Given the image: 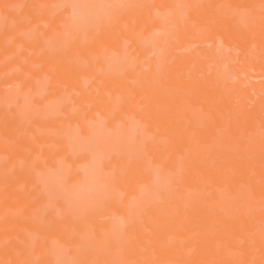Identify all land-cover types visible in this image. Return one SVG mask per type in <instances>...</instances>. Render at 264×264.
<instances>
[{
  "label": "rangeland",
  "instance_id": "obj_1",
  "mask_svg": "<svg viewBox=\"0 0 264 264\" xmlns=\"http://www.w3.org/2000/svg\"><path fill=\"white\" fill-rule=\"evenodd\" d=\"M72 1L74 0H0V264H87L88 262L91 264V262L96 256L103 255L101 254L102 253L101 251H98L96 249L90 251V247L92 245L90 242L79 241L73 243L70 240V238L68 237L69 234L68 229L64 226L59 225L63 222L62 220H64L69 213H72L71 210L62 209V207L60 206V203L62 201L64 202V200L66 201V199L69 198V195L66 194L65 196V193L64 194L61 193L60 195L57 192L56 186L53 184L40 183L39 175H42L43 173L47 172V170L50 171L54 165V162H57L56 160H59L58 163L63 162L66 163L68 166L66 172L62 175V177L59 178L61 180V184H63L65 187L74 184V181L79 176L76 166L72 165L73 161L71 155L69 154L74 152L72 148L74 144L86 143L87 150L89 151H96L100 149V151L104 155L106 154L105 155V157H107L106 160L109 161V163L113 167H116L118 161L117 159H114L112 157L114 151L116 153V151L119 150L118 153H122V152L125 153L126 150L131 145H135L138 142L137 140L138 138L142 139L141 147L143 146L142 147L143 149L140 147V149H142V153H140L139 158H142L143 156L142 160L144 161L145 159L147 166H149L148 169H155L156 171L160 172V174L164 177V179L169 181L170 178H172L173 175H175V173L177 175L180 170L181 173L182 172L184 173L187 170L186 167H188L187 165L188 163L186 161V157H187L186 152L183 155L181 153H178L180 152L181 148L180 149L178 148L179 149L178 151L175 150H177L176 149L177 147H181L178 146L180 144L179 139H181L180 133L181 132L186 133L187 130H189L190 128L189 124H192L190 122L192 120L189 119V116L187 114H183L182 115L183 118L179 120L176 119L175 117L177 115L174 116L175 112L179 108H182L184 107V105L185 106L187 105L186 106L188 109L187 113L189 111L191 113L192 110L194 111V112L192 111L193 113L195 112L197 113L196 116L197 119L194 125L195 127L191 128L190 131H192V133L195 134L197 137L201 138L197 140L196 137H193L194 139H196L195 140L196 142L195 143L193 142V144L196 145V143L199 141H201V146L202 144H204V142L205 144H207V145L204 144L203 147H200L199 149L196 148L198 149L199 152L196 151V149H194L196 153L203 155L202 158H204L205 154L212 155L218 161L223 160L224 157L225 158L228 157L227 158L228 160H226V162H228L227 163L228 166L226 165V167H223L226 168L228 171L230 170V167L231 169H233L235 166H237L238 164L237 159L240 158L239 160H243V159L246 160L247 158L248 159L247 161L249 162L250 159L253 158L254 155H256L258 150V148L252 145L251 143H250L251 145L249 146H245L244 144L246 143L245 140L248 137L247 135H252V133H254L253 132L254 127H252V121L248 118V114L253 110L254 102L248 100L247 98L243 100H239V103H237L235 107L237 106V109L240 106L244 107L242 108L243 112H241L240 115L223 116L224 118L219 116L216 117L215 116L216 114L212 113L211 110L205 111L206 108H204L202 105L199 106L197 105V103H195L196 101L194 100L195 98L193 97L194 94L193 95L189 94L191 95L190 97H185V98L183 97V99H181L180 89L175 87H169L166 85L169 71L168 70L166 71L164 69H161L158 76L154 79L155 86L160 89V94L157 97H155V100L153 101V103H151L150 106L154 110L153 113L156 112L155 113L156 115L152 114L147 117L146 116L142 117V115L140 117V114L137 115L136 112L139 111L141 104L145 102L142 101L143 100L142 98L139 99V97L143 96L145 100L146 94H144L145 96L143 95V93L137 94L136 97L134 96L135 97V98L133 97L135 99L134 104H137L136 108L138 109H136L133 104V106L131 107V111L128 114V119H131L133 121L131 124H139L140 130L138 133H135V136H130L125 138L123 141H120L118 138L119 136H122L123 133H125L126 130L125 127H127L128 122L125 118H123L120 115V113L112 112V110H114L115 108L121 109L120 102L118 100H115L113 109L109 113H106V115L101 120L104 122L103 125L107 127L110 126L109 124L110 122L113 121V119L118 123L119 129L117 128L115 131V135L117 134V139L113 138L99 142H94L97 136L93 137V133H90L87 130L83 129V124L90 123L92 117L99 112V107L101 106L103 97L106 94L107 95L112 94V92L108 91L109 89L111 90V88H108L107 90L104 83L108 74L115 76H132L134 73H138L142 68L145 69L148 68V66H145L147 49L144 47L147 42V37L149 35V29L152 25V14L154 12L156 13L159 12V7H161L162 1L161 0H158V2L156 1L158 4L161 3L160 6L158 4L152 3L148 7L141 8L136 11L132 9V6H124L120 10H117L115 12L114 20L119 21L120 26L115 28L112 32L111 37L103 43L104 50L105 49L107 50L109 48L114 51V57L112 59L115 62V65L114 68H112L111 70H109L106 66L97 64L98 60H96L97 58L94 57L96 55L95 53L97 49L96 48L86 49L84 47L82 40L77 43H74L68 53L67 50L65 52V49L68 46L67 45L68 41L63 37L64 36L63 28L58 27L56 25L57 24L56 16L51 12V10L57 4L61 6H67L68 3H71ZM139 1L141 3L142 0ZM252 1L253 0H214L213 4L216 3V5H220L224 7V11H222L218 16V18L221 21L228 22V20L230 19L233 20V18H235V21L233 20L232 22L233 24L236 25L232 26L231 29H235V32L238 30V32H242L246 36L259 39L258 38L259 34L262 32L264 28V16L262 15V12L264 10H261V12H258L257 9L247 10L248 5H250ZM183 30L185 31V28H183ZM202 34L203 36H206V31L203 30ZM121 40L123 42L121 45L118 46V42ZM258 41L259 40H257V42ZM260 42L264 44V38L260 39ZM206 45L209 46L210 43H206ZM241 50L240 48H237L236 51L234 52L233 57L237 59ZM83 52L85 53L83 54ZM125 52L127 53V55H129L128 60L126 62L119 63L120 61L119 59L121 55ZM60 54H62L61 55V57L63 56L62 58L59 56ZM80 57L82 59H80ZM75 58L79 59L80 61L79 60L77 61ZM93 61L95 62V65ZM72 62L76 63V65L78 62H80L82 66L83 65L84 66L82 69H77V66L76 68L68 67L69 65L72 66L71 65L73 64ZM256 65H257L256 60L251 62H243L241 60H237V62L234 64V67L227 68V71L233 76V80L231 82L225 83L227 89L229 91L240 90L243 92V95L245 93L247 95L253 94V89L244 86L241 88L239 87L240 81L238 76L244 77L246 76L247 72H254V68ZM145 77L146 78L144 79V81L146 83L151 81L150 76L147 75ZM8 85L9 87L7 88ZM212 87L214 88V86ZM116 89H117L116 87H113L111 91L113 90L115 91ZM151 90L153 91L152 88ZM86 91H88L90 95L88 96L85 95ZM28 92H30L32 96H36V97L48 95L51 101L53 102L52 104L44 107L43 110L38 109L41 110L39 113L38 111H34L33 114H31V117L26 119V127L27 128L33 127V129H35L34 131L30 132L29 135L27 132L25 133L23 132L24 135L23 134L15 135L13 131H15L14 126H16L15 124H16L17 116L15 115V113H13V111H10V109L12 110V108L5 111L6 103L3 102V98L4 96L5 97L8 96L9 99H12L14 101L18 98H22L21 96H26ZM114 93L116 94V91ZM59 98L62 99V101L56 102L54 104V102ZM169 102H171V104L169 105V108L168 107L166 108L167 106L166 104H168ZM196 105L199 106L198 107L199 109L196 108L197 107ZM72 106L74 107L72 109L74 110V112L72 114H69V108L71 109ZM188 107L192 110H190ZM240 108L238 111H242L240 110ZM224 109L225 107L220 104L219 107L217 108V111H219L220 114H222L224 112ZM37 114L39 115L36 116ZM262 114L264 115V113ZM10 115H12L13 118L15 117L14 118L15 120L12 117H10L9 119ZM174 119L179 121L183 125L180 124L179 126V123L174 124L173 123L175 121ZM43 122H46L47 127L44 125ZM157 123H159L160 126H158ZM176 125H178L179 128L178 126L176 127ZM157 129L159 131L156 132ZM69 130L73 131V133L75 132L73 134V139L71 140V142L68 141L66 142L65 140L64 141L61 140V136L63 135V132L64 131L68 132ZM189 132H187L186 135H188ZM31 133L33 134V136H30L32 135ZM178 135H179V139L177 138ZM221 137L224 138L225 141L222 145L219 144V139H221ZM262 137L260 139L264 140V137L263 138ZM193 138H189V139L193 141ZM184 140L186 141V139H183V141ZM250 141L251 139L248 142ZM177 142L179 143L178 145ZM251 142L253 143V141ZM65 144H67V146ZM195 145H193V147ZM160 146H163V148ZM170 150L171 153H169ZM174 151L177 154H173V156L179 154L178 158L180 160L178 163L175 164L178 166L175 167H173L172 165L174 164L173 163L174 161L172 162L171 160V163L168 162V160L170 161V159L172 158V156L170 155ZM161 152L164 156L161 154ZM166 153L169 155H166ZM74 154H76V151L74 152ZM123 156L125 157L126 155ZM183 157L185 159H183ZM182 160H185V162L183 161L184 165L183 162L181 163ZM201 163L203 164V162ZM247 163L244 164L239 163L238 165L239 167L242 168L241 170H245V167L247 168L249 164ZM211 164L212 163L208 165L210 166ZM202 166H204V164ZM260 167L255 169L257 170L256 172H259ZM198 169L201 170L202 167ZM130 171H131L130 172L131 175L128 177V179L126 178L128 180L127 182L128 184L132 183L133 180H136L135 179L136 172L139 173L138 164L134 163L133 165H131ZM239 171L232 170L231 172L230 170V174L233 173L234 175L237 176L239 175L238 177L240 180L237 179L239 181H237L236 183H239L238 185L240 186L242 185V183L244 184L248 183L247 185H250V188L247 186L248 189L252 193H256L257 191L254 192V190H257L256 186L258 185V183L247 182L248 176L250 177L251 174L253 175V171H248L251 173H249L248 176L246 175V179L243 180L242 178L245 177L244 175L246 174L245 172L247 171H242V173L243 172L245 173L243 175H241L242 173H240ZM191 172H193L194 174L195 168ZM132 174H134L133 177ZM206 174L207 173H205V175ZM115 175L116 173H113L110 179H113ZM117 178L120 179L122 178V176L118 175ZM130 178L133 180H131ZM225 179H227V177ZM252 180L257 181V179L255 178L251 179V181ZM224 183L226 184V182ZM183 185L184 182H181L177 185L173 184L172 182H169L167 183L166 186L167 188L166 187L163 188V190L166 192L168 189V194H169L168 196H171V200L175 201L176 199L177 202H179L178 205L179 207L177 206V203H174L172 206L173 201L169 200L170 199L169 198L168 199L170 201L169 204L164 203V201H162L164 205L162 207L160 205L157 207V210L154 212L156 215L160 213L157 215V218L154 214H152V217L154 215L153 218L154 219L156 218V221L153 219L156 225V222L158 221V216L160 215L162 218L163 216L161 214L163 212V209H165L163 214H165L166 212H168L169 214L167 215L166 213L164 215L165 216L164 220L161 219V221H164L163 223H167L166 226L168 227L171 225L173 230L171 227L168 228L166 226L164 227L165 229L158 226L157 228L154 225V222H151L152 217L150 218L151 216V214L149 213L150 211L143 212L144 213L143 214L141 213V210L143 208H140V205L134 203L135 206L134 204H132L133 205L132 206L130 204V201L131 199H133L131 198L133 196L128 191V189L117 190L118 193L121 192L119 193L121 194L119 201L122 207L126 206L125 210L115 208L114 207L115 203L111 200V196H107V193H101L100 198H98L94 203L89 205V207L87 206L86 208H88L89 210L81 206H78L77 209H74L76 211L75 213H79V214L82 213L81 211H83L84 209H86L84 211H91V212L92 211L104 212L107 209H109V211L111 210L110 212L113 213L114 216L116 217L120 216L119 218H121L124 222H127L132 219H136L137 217L142 216V214L144 215L143 217L144 220L145 217L148 218V220L151 219L150 222L152 223V225L150 226L152 228L151 227L149 228L146 225L141 224L138 226L139 232L138 231L137 232L135 231L133 233L131 232L130 234L131 236H129V238H124L120 242V246L123 248L126 247L129 248L132 246L133 250L138 253L137 256L139 257V260L141 259L140 261L137 260L129 263L124 260H120V261H115L113 263L104 262L103 264H192V263L196 264L194 259L195 257L198 258V256L199 258L204 256L205 259L208 257L210 264H245V263L250 264L249 260L246 258H248L251 255L252 256L254 255L255 257V254H257V252L254 254L253 252H255L257 249H254L253 251L248 250L247 252L246 251L247 248L243 246H246L244 245L246 242L249 243L252 242L253 240L249 239L250 240L249 241L247 237L248 241L245 242L246 235L248 234L246 235L244 234L245 236H243V234L241 233L246 231L247 233H249L250 231L248 230L253 229L250 223L252 222L255 223L254 217L259 213H261L259 215L263 214L262 211L264 209V204L259 203L261 201L259 199L258 200L256 198L255 200L252 199V197H255L257 194L256 195L253 194L254 196L252 195V197H250L251 194L250 193L249 197L251 200L249 198H245L247 194H244L246 195L244 198L247 200L244 199L242 201L243 194H239V192L241 191H236L239 187L238 185L237 186L235 185L238 188H236L235 190L232 189L235 187H232L231 188L232 190H230L231 195L233 193L234 195H232V197L228 195L230 196V198H228V200L226 199L227 201L231 199V202L229 201L230 205L227 204L229 202L225 200V198H227L225 196L224 200L222 199V204L225 205H222L220 207V210L221 209L225 210L226 208H229L230 211L229 214H230L231 213L230 208L233 205L232 210H234L235 212H233L230 215L228 213L227 215H225L228 217V222L225 223L227 221V218L223 215L226 213L220 214L222 210L219 211V208L215 206L216 200L214 199V201L212 200L211 201L212 203L208 205L209 206L208 212H210L209 218H211V215L212 217L214 215L215 216L218 215L216 216L217 217L216 219L223 220L225 218L226 220H223L224 221V222L222 221L223 224L221 223L222 225H219V227L218 226L216 227L215 225V227L213 228H211L210 224L208 225L210 227L206 226L204 222L205 226H203V224L200 225L205 228L202 227L201 229L197 230V228L195 229L196 226L195 223L197 221L194 220V215H195L194 212H188V210L186 212L185 211L182 212L183 209L182 208L178 209V208H180V203L181 204L183 203L182 207L186 205L188 208L192 209V205L194 204V201L191 199H194L195 198L194 196H197L198 191L200 189L202 190V188H200L201 186H199L198 188L192 187L191 189H188L182 193H178V192L176 193L173 191L175 194L171 192L172 190L177 191L178 188L179 187L181 188V186ZM242 186L244 187V185ZM62 194L64 197H62ZM172 194L175 195L173 199H172ZM148 196L149 194L147 195L146 200L149 198ZM233 196L236 197L237 199L239 198L238 199L239 202L235 200L236 204L238 202L236 206L232 204L235 203ZM256 197L258 198V196ZM262 199L264 200V198ZM189 201H191V204ZM145 202L146 201L143 200L141 204H144ZM251 202L252 205L254 204L253 207H251L252 206L251 204L250 205L248 204ZM263 202L264 201H262V203ZM245 203L248 204L249 206L246 205ZM226 204L227 206L229 205V207H227ZM168 205H171L170 208L172 207L176 210L174 209L171 210L169 207H167ZM174 205L177 207H175ZM186 206H184V208ZM198 206H200V204H198ZM214 206L218 211L214 209L215 208ZM195 207L193 210H198L199 207L196 208ZM58 209L60 210L59 212ZM168 209L171 210L170 212L172 215L173 214L179 215L180 212H182V214L185 212L186 214L185 213L183 214L184 219L182 217L179 218V220H181L182 222L183 219L184 224L188 223L187 227L190 226L189 222H192L194 220V222L191 223V227L192 229L194 228L195 231L193 230L191 232L190 231L191 227L189 228L186 227L185 230L181 226V224L177 222L178 219L177 221L176 219L174 221L177 223H173L172 218L174 217V215L173 217H170L171 215ZM191 209H189V211ZM173 210L176 213H174ZM146 214L148 217L146 216ZM196 214L199 215V219H201L202 221L201 223H203L204 220L203 216L206 213L204 215L199 214V212ZM200 215H202V217ZM165 218L168 219L170 218L172 223L170 224V221H168ZM195 218L197 220L198 216H196ZM259 219L258 221L260 222ZM159 221L158 223L161 222ZM215 222L217 221L215 220ZM239 222L241 223L239 227L235 228L234 231L230 230L232 229L231 228L232 225L239 224ZM259 224L261 225V223ZM211 225L213 226V224ZM258 225L255 229H253L251 234L254 233V235L255 234L258 235V231L263 232V229L260 230L262 227L258 228ZM244 226L246 228L250 227V229L240 232L242 230L241 227ZM175 227L180 228V232L177 229L178 234L173 233L176 231L174 229ZM159 228H161V230L163 231L165 230L163 234L161 233V235L158 234L159 233L158 231H160ZM149 229L152 232L149 231ZM204 229H206L207 232ZM256 229H258L257 232L255 231ZM153 230L154 231L158 230L157 231L158 233H154ZM174 235L177 236L175 237ZM206 235L207 237L208 235L210 237V239L208 237L207 240L208 242L205 241L207 239ZM259 236L263 237L262 235H260V233ZM132 237H139V239L137 240L136 238L137 241L135 240V243H132L131 240ZM172 237L175 239H173ZM226 238H228L227 244L225 240ZM174 240L176 241V243L174 242ZM171 241H173V243H171V245L173 246H171L170 249V245L168 246V244ZM220 242L224 245L220 244ZM206 243L210 245L209 247L212 246V248L209 249L211 251H209L208 249L206 250V248L208 247ZM215 244L217 246H215ZM203 245L205 246V249L201 247ZM220 247L223 249H221ZM72 248H76L77 250L87 251L88 260L86 259L82 262H79L78 261L79 257L78 259H76L79 254L73 252L71 250ZM250 249H253V246ZM223 250L225 251L223 252ZM182 254L183 256H181ZM234 255L235 257H238L236 258V260H234L235 258L233 259ZM169 256L171 257L168 258ZM259 256L258 258H260ZM177 257L180 258L179 262ZM216 257L220 260L219 261L215 260ZM187 259L190 260L187 261ZM245 259L248 260V262L247 261L245 262ZM175 261L176 263H174ZM205 262H207V260Z\"/></svg>",
  "mask_w": 264,
  "mask_h": 264
},
{
  "label": "bare ground",
  "instance_id": "obj_2",
  "mask_svg": "<svg viewBox=\"0 0 264 264\" xmlns=\"http://www.w3.org/2000/svg\"><path fill=\"white\" fill-rule=\"evenodd\" d=\"M95 1L96 0H94V1H92V0H74L71 3H68L67 6H61V5L57 4L56 6H54L52 8L51 12L56 16V22H57L56 25L58 27L63 28V30H64V36L63 37L68 41V44H67L68 46L65 49V52L67 50V53H68L74 43H77V42L82 40L84 47L86 49H90V48H96L97 49V51L95 53L96 55L94 56L95 58H97L96 60H98L97 64L106 66L109 70H111L112 68H114V65H115V62L112 59L114 57V51L109 49V48L107 50L106 49L104 50V48H103L104 44L103 43L111 37L113 30L120 26V24H119L120 22L114 20L115 19L114 18L115 12L117 10H120L124 6H132V9L134 11H136V10H139L141 8H146L152 3L158 4L157 3L158 0H142L141 3L139 0H97L96 2ZM161 1H162V5H161V3L158 4L159 6L161 5V7H159V12H157V13L152 12L153 13L152 14V25L149 29V35L147 37V42H146L145 47H144L147 49L146 50L147 51V57L145 59V66H148V68L147 69L142 68L138 73H134L132 76H115V75L108 74L105 81H104L106 89L108 90V88H111V90H112L113 87H116L117 88L115 90L116 94L114 93L115 92L114 90H113L114 91L113 92L110 89L108 91L112 92V94H109V95L104 94L105 96L103 97V101L101 103V106L99 107V112L96 113L92 117L90 123L83 124V129L87 130L90 133H93V137L97 136L94 142H99V141H103V140H107V139H113V138L117 139V134L115 135V131L117 128L119 129L118 123L113 119V121L110 122V124H109L110 126L107 127V126L103 125L104 122L101 119L106 115V113H109L113 109L115 100H118L121 104V109L115 108L114 110H112V112L120 113V115L123 118H125L128 122L127 127H125V129H126L125 133H123L122 136H119L118 139L120 141H123L127 137L135 136V133H138L140 130V125L139 124H131L133 121L131 119H128V114L131 111V107L135 103L134 98L137 96V94H141V93H143V95L146 94V96H147L146 97L144 95L145 100H144L143 96L139 97V99L142 98L143 100L142 99L141 100L145 101V102H143V104H141L142 103V101H141L140 104H141L142 108L140 107L141 111L139 109V111H137L138 113L136 112L137 115L140 114V117H141V115H142V117L143 116L147 117V116H150L152 114L154 115L156 113V112L153 113L154 110L151 108L150 105L155 100V97H157L160 94V89L155 86L154 79L158 76L161 69L169 71L167 81H166V85L169 87H175V88L180 89L181 99H183V97L184 98L190 97L191 95H189V94H192V95L194 94L193 97L195 98L194 99L196 101L195 103H197V105H199V106L202 105L204 108H206L205 111L211 110L212 113L216 114L215 115L216 117L217 116L223 117V116L240 115V113L243 112L242 108H244V107L240 106L241 108L240 107L239 108L242 111H238L239 108L237 109V106L235 107V105H237V103H239V100H243V99L247 98L248 100L254 102L253 110L250 112L251 114L250 113L248 114V118L252 121V127H254V129H253L254 133H252V135H247L249 138L247 137V139H246L247 141L245 140L246 143H244V144H245V146H249L252 144L255 147H257L258 150H257L256 155L253 156V158H251V159L249 158L250 159L249 162L247 161L248 160L247 158H246V160L245 159L239 160L240 158L237 159L238 164L239 163L244 164L247 162L249 163V164L247 163L248 164L247 168L244 165L245 170H241L242 168L239 167L238 164H237L238 168H237V166H235L233 169H231V167H230V170H231V172H232V170L233 171L241 170V171H239L240 173H242V171H247V172H245L246 174L244 172L241 174V175L245 174L244 175L245 177L243 176L244 178H242V180L246 179V175L248 176L249 173H251L248 171H253V175L251 174V176H250L251 178L248 176L247 182L258 183V185L256 186L257 190H254V192H256V191L257 192L252 193L248 189V187L250 188V185H247L248 183L247 184L242 183V185H244L245 188L242 185L241 186L238 185L239 183H236V182L240 180L238 177L239 175L237 176V175H234L233 173L230 174V170L227 171L226 168H223V167H226V165L228 163V162H226V160H228L227 159L228 157L227 158L224 157L223 160L218 161L215 157H213L210 154L209 155L205 154L204 158H202L203 155L196 153L194 151V149H196V148L199 149L200 147H203L205 142L203 140L204 144H202V146H201V141L197 142L196 145L193 144V142L194 143L196 142L195 141L196 139H194L193 137H196L197 140H199L201 138L197 137L195 134L192 133V131H190L191 128L195 127L194 125H195V122L197 119V117H196L197 113L196 112L193 113L194 111L192 109H190L189 107L188 108L190 110H192L193 112L191 111L192 114L190 113V111L187 113V110H188L186 107L187 105L186 106L184 105V107L179 108L175 112L174 116L177 115L175 117H176V119L179 120V119L183 118L182 117L183 114H187L189 116V119L192 120V121H190L192 124H189L190 125L189 130H187V132L190 131L188 133V135H190V136L186 135L187 132L186 133L181 132L182 133V134L180 133L181 139H179V135L177 137L179 139V143H180L179 144L177 142V145L179 144L178 146H181V147H177L176 148L177 150H175V151H178L181 148L180 152H178V153H181L183 155L186 152L187 157L186 156L185 157H186V161L188 163L187 164L188 167L185 166L187 170L184 173L183 172L181 173L180 172L181 170H180L177 175H176V173H175V175L172 174L173 177L170 178L169 181L164 179V177L160 174V172L156 171L155 169H148L149 166H147L145 159H144V161L142 160L143 156H142V158H139L140 153H142V149H143L142 148L143 146L141 147L142 139L138 138L137 139L138 142L135 145H131L126 150L125 153H123V152L118 153L119 150H117L116 153L114 151L115 154L113 153L112 157L114 159H117V161H118L117 162L118 164L116 167H113L109 163V161L106 160L107 159V157H105L106 154L104 155L100 151V149L96 150V151H89V150H87L86 143L85 144L84 143L74 144V146L72 148H73L74 152L76 151L77 155L74 154V152L69 153V154L71 155V158L73 161L72 165L76 166L79 176L74 181L73 185L65 187L63 184H61V180L59 178L62 177V175L66 172L68 166L66 163H63V162L58 163L59 160H56V159L55 160L57 162H54L52 169L50 171L47 170V172H45L39 176H40V183L41 184H53L56 186L57 192L60 195H61V193H63V194L65 193V196H66V194L69 195V198L66 199V201L64 200V202L62 201L60 203V206L62 207V209L71 210L72 213H69L66 216V218L64 220H62L63 222L59 225L64 226L68 229V233H69L68 237L70 238V240L73 243H76L79 241L90 242L92 244L90 247V251H93L96 249V250L102 252L101 254H103V255L96 256L93 259V261L91 262V264H103L104 262L113 263L115 261H120V260H124V261L130 263L132 261L139 260V257L137 256L138 253L133 250L132 246L129 248L128 247L123 248L120 246V242L124 238H129V236H131L130 235L131 232L132 233L135 231L137 232L138 226L141 224L142 225L144 224L149 228L151 227L150 225H152L151 222H154V225H155L157 215L160 214V213H158L156 215L154 213L157 210V207L159 205L162 207L164 205V203L169 204L170 203L169 200H171V196H168L169 195L168 189H167V192L163 190V188L166 187L167 183H169V182H172L175 185H177L181 182H184V185L181 186V188L179 187L177 191L176 190H172V191L170 190L172 193H174V192L182 193L188 189H191L192 187L198 188L199 186H201L200 188H202V190L199 188L201 191L199 190L197 196H194L196 199L194 197L193 198L195 200L191 199L194 201V204H193L194 207L195 206L199 207L198 210H193L194 209L193 205H192V209L188 208L186 205H184V206H186L184 208V206L182 207L183 203L182 204L180 203V208H178V209L182 208L183 209L182 212L183 211L186 212L187 210H188V212H194V214H195L194 220L197 221L195 223L196 224L195 229L197 228V230L201 229L205 225L208 226L209 224H210L211 228L215 227V225H216V227L217 226L219 227V225L223 224V222H224L223 220H226L225 218L223 220L222 219H216L217 218L216 216H218V215H216V216L214 215L213 217L211 215V218H209L210 212H208V209H209L208 205L211 204L212 203L211 201L212 200L214 201V199H215L216 200L215 201L216 203L214 202L215 206L217 208H219V211H221L222 209L220 210V207L222 205H225V204H222V199L224 200L225 196L227 197V198H225V200L226 199L228 200V198H230V196L232 197V195H234V193L231 195L230 190H232V189L236 190V188H238V187L239 188L241 187L240 189H242V188L244 189V190L243 189L240 190L238 188L236 190V191H241V192H239V194H243L242 201L245 198L250 199V197H252L253 194L254 195L257 194L256 196H258V198L255 196V197H252V199L253 200H255V198L257 200L259 199L261 201L260 202L258 201V202L261 204H264V202L262 203V201H264L262 199V198H264V146H263L264 140L260 139L262 136L264 137V132H263V130H264V115L262 114V113H264V112H262V111H264V44L260 42V39L264 38V28H263L262 32L259 34V37L257 36L259 39L253 38L250 36H246L242 32H238V30L235 32V29H231L232 26L236 25V24H233V22H232L233 20L235 21V18H233V20L232 19L228 20V22L221 21L218 18V16L222 11H224V7L220 6V5H216V3L213 4L214 0H188V1H186V0H161ZM256 9L258 10V12H261V10H264V0H253L250 3V5H248L247 10H256ZM262 15L264 16V11L262 12ZM183 28H185V31L183 30ZM203 30L206 31V36H203V34H202ZM257 40H259V41L257 42ZM122 42H123L122 40L119 41L118 46L121 45ZM139 43H140V41H139ZM206 43H210V45L207 46ZM259 43H261L262 45ZM237 48H240V50L241 49L242 50L236 59L233 57V55H234V52L236 51ZM84 53L85 52H83V54ZM61 55L62 54H60L59 56L61 57ZM94 57H92V58H94ZM128 58H129V55H127L126 52L123 53L119 59L120 60L119 63L120 62L121 63L126 62L128 60ZM80 59H82V58L80 57ZM76 60L78 61L79 59H76ZM237 60H241L243 62H251V61L256 60L257 65L254 68V72H247L246 76H244V77L238 76L239 81H240L239 87L240 88L243 86L249 87L250 89H253V94L247 95L245 93L243 95V92L240 90L229 91L226 87L225 83H229L233 80V76L227 71V68L234 67V64L237 62ZM232 62H234V63H232ZM72 63H73V64H71L72 66H70V65L69 66L67 65V66L73 67V68L74 67L76 68V66H77V69H82L84 66V65L82 66V64L80 62H78V63H80L81 65L78 63L76 65V63H74V62H72ZM94 65H95V62H94ZM147 75L151 77V81L148 83H146L144 81V79L146 78L145 76H147ZM209 86H211V87H209ZM212 86H214V88ZM8 87H9V85L7 86V88ZM151 88L153 89V91L151 90ZM23 95H25V94H23ZM85 95L88 96V95H90V93L88 91H86ZM21 97L22 98H18V99L13 101L12 99H9L8 96H6V97L4 96L3 102L6 103V106H5L6 110L5 111L12 108V110L10 109V111H13V113H15V115L17 116L16 124H15L16 126H14L15 131H13L15 133V135L16 134L17 135L23 134V132L24 133L27 132L29 135V133L34 131L35 129H33V127H31V128L26 127V119L31 117V114H33L34 111H38V113H39L41 110L44 109V107L52 104L53 101H51V99L49 98L48 95L36 97V96H32V94L30 92H28V94H26V96H21ZM59 101H62V99L59 98L58 100H56L54 102V104L56 102H59ZM137 103H138V101H137ZM170 104H171V102L166 104L167 105L166 108L167 107L169 108ZM220 104L225 107L224 112L222 114H220V112L217 111V108L219 107ZM136 105L137 104H134L135 108L137 107ZM181 106H183V105H181ZM199 106H197L196 108H198ZM73 108H74L73 106L71 109L69 108V114H72L74 112V110H72ZM38 109H41V110H38ZM136 109H138V108H136ZM198 109H196V110H198ZM213 110H215V111H213ZM101 113H102V115H101ZM38 115L39 114H37L36 116H38ZM157 115H158V112H157ZM10 117H12V115L9 116V119H10ZM43 123L46 126V122H43ZM173 123L174 124L179 123V126L181 124L177 120H175ZM157 125L160 126L159 123H157ZM181 125H183V124H181ZM158 126H156V127H158ZM177 126L178 125H176V127ZM179 126H178V128H179ZM169 127H170V125H169ZM155 128H153V129H155ZM157 131H159V130L157 129L156 132ZM74 133H73V131H70V130L68 132L64 131L63 135L61 136V140H63V141L65 140L66 142L67 141L71 142V140L73 139ZM192 135H194V136H192ZM30 136H33V134ZM185 136H188V137H185ZM149 138H151V137H149ZM189 138H193V141H191V139H189ZM91 139H89V140H91ZM183 139H186V141L185 140L183 141ZM221 139H222V141H221ZM221 139H219V144L222 145L225 141H224V138L221 137ZM250 139H251V141H253V143L251 141L248 142ZM259 144H262V145H259ZM65 145L67 146V144H65ZM193 145H195L196 147L195 146L193 147ZM197 145H199V146H197ZM205 145H207V144H205ZM70 146H69V148H70ZM88 146H90V145H88ZM261 146H263V147H261ZM140 147L142 149H140ZM160 147L163 148V146H160ZM165 147H166V145H165ZM66 148H68V147H66ZM162 148H159V149H162ZM186 149H187V151H186ZM198 149H196V151H198ZM140 150H141V152H140ZM175 151L172 152V154L170 155V156H172L170 161L168 160V162H170V163H171V160H172V162L174 161L173 162L174 164H172L173 167L178 166L175 164L180 161L178 158L179 154L173 156V154H177V153H175ZM192 151H194L195 153ZM159 153H157V154H159ZM169 153H171V150L169 151ZM161 154H162V152H161ZM123 155H126V156L124 157ZM166 155H169V154L166 153ZM200 156H201V158H200ZM160 157H161V155H160ZM188 157H189V159H188ZM183 159H185V158L183 157ZM183 161L185 162V160H182L181 163ZM184 162H183V165H184ZM201 162H203L204 166H202L203 164ZM134 163L138 164L139 173L136 172V176H135L136 180H133L130 178L133 181H132V183H130L131 182L130 181L129 182L130 184H128L127 179L131 175V173H130L131 172L130 171L131 165H133ZM197 163H199L200 165ZM210 163H212V164L209 166L208 164H210ZM254 163H257L258 165L254 164ZM190 164H191V166H190ZM195 164H197L198 166ZM196 166L198 168L202 167V169L200 170ZM259 167H260L259 172H256L257 170H255V169H257ZM192 168H193V170L195 168L194 174H193V172H191V171H193ZM253 168L255 171L253 170ZM218 169H220V170H218ZM234 169H236V170H234ZM112 171H113V173H116V175L113 179H110L111 176L113 175ZM205 173H207V174L205 175ZM222 173H223V175H222ZM254 173H255V175H254ZM134 174H132V177L134 176ZM118 175H121L122 178L118 179L117 178ZM218 176H221L222 178L218 177ZM226 177H227V179H225ZM254 178L257 179V181H254V180L251 181V179H254ZM222 179H225V180H222ZM235 179H236V181H235ZM237 179H239V180H237ZM258 180H259V182H258ZM224 182H226V184ZM126 184H127V186H126ZM228 185H229V188H228ZM235 185L236 186L238 185V187H236ZM232 187H235V188H232ZM119 189L120 190L121 189L122 190L128 189V191L133 196V197H131L133 199H131V201L129 200L130 204L132 205V204L136 203L137 205H140V208H143L141 210V213L146 212V211H150L149 212L151 214L150 218L152 217V214H154L156 216V218L154 219L153 218L154 215H153V217L151 218L152 220L150 219L151 222L146 217L144 220L143 219L144 213H143L142 216L137 217L136 219H132V220H129L127 222H124L121 218H119L120 216L119 217L114 216L113 213L110 212L111 210L109 211V209H107L104 212L84 211V210L88 209V208H86L87 206L89 207V205H91L98 198H100L101 193H107V196H111V200L115 203L114 204L115 208L125 210L126 206L122 207L120 205L119 200H120L121 194H119V193H121V192H119V193L117 192V190H119ZM125 192H124V194H125ZM206 192L208 195L206 194ZM199 193H200V195H199ZM63 194H62V197H64ZM148 194H149V196H148L149 198L146 200V197ZM174 194H172V199L175 196ZM244 194H247L248 197ZM249 194H250V197H249ZM170 195H171V193H170ZM228 195H230V196H228ZM167 196H168V198H167ZM124 197H126V196H124ZM200 198H202L204 201ZM207 198H208V200L209 199L210 200L208 201ZM238 199L236 197H234V202H235V200L239 202ZM143 200H145L146 202L144 204H141L143 202ZM245 200H247V199H245ZM162 201H164V203ZM171 201H173L172 206L174 203H177V206L179 205V202H177L176 199H175V201L174 200H171ZM229 201L231 202V199ZM229 201H227V202H229ZM189 202L191 204V201H189ZM230 202L227 204L230 205ZM238 202H237V204H238ZM198 204H200V206H198ZM216 204H218V205H216ZM227 204H226V206H227ZM232 204H234L235 206L237 205L236 202L232 203ZM248 204L252 205V202L248 203ZM248 204H246V205H248ZM131 205H130V207H131ZM165 205H167V204H165ZM229 205L227 207H229ZM78 206L85 207L86 209L81 211L82 213H80V214L75 213L76 211L74 209H77ZM134 206H135V204H134ZM170 206L171 205H168L167 207L170 208ZM177 206H175V207H177ZM201 206H203V207H201ZM226 206H225V208H226ZM232 206L230 208V210H231L230 214L235 212L234 210H232ZM253 206H254V204L251 207H253ZM216 207L214 209H216ZM170 209L172 210L174 208L171 207ZM189 209H191V210L189 211ZM164 210L165 209H163V212H164ZM171 210H169V212ZM174 210H176V209H174ZM216 210H214V211H216ZM55 211H56V209H55ZM59 211L60 210L58 209V212ZM64 211H67V210H64ZM177 211H180V210H177ZM222 211L220 214L226 213L223 216L227 215V213L229 214V212H230L229 208H226L225 210L223 209ZM249 211H250V209H249ZM263 211H264V209H263ZM263 211H262V213H263L262 215H259V214H261V213H259L254 217L255 223L254 222L250 223L253 229H255L259 223H261L262 226L259 224L260 226L258 225V228L262 227L260 230L263 229V232L258 231V235L257 234L254 235V233L251 234L253 229L252 230L250 229V227H251L250 225H249L250 226L249 228H246L245 226L241 227L242 230L240 231V232H242V231L250 229V230H248V231H250L249 233H247V231L241 233V234H243V236L248 234V235H246L245 242L248 241L249 239L253 240L252 242H249V243L248 242H246L245 244L243 243L244 245H246V246H243V247L247 248L246 251L248 252V250L253 251L254 249H257L255 252H253V254L257 252V254H255V257H254V255L253 256L251 255L248 258H246L249 260L250 264H255L256 261H257L256 264H264V262H263V260H264V227H263L264 226V224H263L264 223V212ZM159 212H161V211H159ZM163 212L161 214L163 217L161 218V216L159 215L160 217L158 216V221H159V219H160V221H161V219L164 220V217H165L164 215L166 213H167V215L169 214L166 211H165L166 212L165 214H163ZM182 212H180V213L177 212V213H179V215L181 214L182 216L181 215L179 216L178 214H173L174 217L170 212V215H171L170 217H173L172 218L173 223H177V222L180 223L181 226L186 230L188 223L184 224V222H183L184 215L183 214L185 212L183 214H182ZM198 212H199V214H203V215L206 213L203 216V218H204L203 223H201L202 221H201V219H199V215L196 214ZM174 213H176V212L174 211ZM54 214H56V213H54ZM247 214H248V212H247ZM52 216H53V214H52ZM146 216H147V214H146ZM196 216H198L197 220L195 218ZM200 216L202 217V215H200ZM223 216H222V218H223ZM64 217H65V215H64ZM182 217H183V219L181 222V220H179V218H182ZM225 217L227 218V221L225 223H227L228 217L227 216H225ZM259 218H261V219H259ZM165 219L170 221V224L172 223L170 218L169 219L165 218ZM175 219H176V221L178 219V221L174 222ZM258 219L260 220V222L258 221ZM141 220H142V222H141ZM194 220L192 222H189L190 223L189 227H191V223H193ZM215 220L217 222H220V223L215 222ZM57 221H60V220H57ZM158 221L156 222L155 226L156 227L158 226V227L165 229L164 227L166 226L167 223H163L164 221H161V222L159 221L160 223H158ZM208 221L209 222L211 221V222L209 223ZM256 221H258L259 223ZM204 222H205V225H204ZM197 223H198V225H197ZM170 224H168V225H170ZM200 224L201 225L203 224V226H201ZM211 224H213V226ZM240 224L241 223L239 222V224L232 225L231 226L232 229H230V230L234 231V229L239 227ZM199 225H200V227H199ZM210 226H208V227H210ZM247 226H248V224H247ZM166 227H168V226H166ZM170 227H171V225L168 228H170ZM176 227L174 228L176 231L173 233L178 234L177 229L180 232V228L179 227L176 228ZM189 227H187V228H189ZM161 228H159L160 231H158L159 229L157 230L159 233L157 231H154L155 230L154 229L153 230L154 233H158L159 235H161V233L163 234L165 230L163 231V230H161ZM203 228H205V227H203ZM172 230H173V228H172ZM193 230H194V228L192 229V227H191L190 231L192 232ZM204 230L207 232L206 229H204ZM257 230L258 229H256L255 231L257 232ZM149 231H151V230L149 229ZM208 232H210V231H208ZM259 233L263 237L259 236ZM174 236L176 237L177 235H174ZM250 236L253 238H251ZM208 237H209V235H208ZM208 237L206 235V238H207L205 240L206 242H208L207 241ZM247 237H248V240H247ZM136 238H137V240L139 239V237H132V239H131L132 243H135ZM255 238H257V239H255ZM173 239H175V238H173ZM209 239H210V237H209ZM225 240H226V244H227L228 238H226ZM174 242L176 243L175 240H174ZM171 243H173V241H171L168 244V246L170 245V249H171V246H173V245H171ZM222 243H223V241H222ZM222 243L220 242V244H222ZM206 244L208 245L206 250L207 249L209 250L212 248V246L209 247L210 245L208 243H206ZM222 245H224V244H222ZM215 246H217V245L215 244ZM247 246H250V247H247ZM252 246H253V249H250ZM201 247H203L205 249L204 245ZM221 249H223V248H221ZM221 249H219V250H221ZM71 250L73 252H76V254H79L76 258V259H78V257H79V259H78L79 262H82L86 259L88 260L87 251L77 250L76 248H72ZM209 251H211V250H209ZM224 251L225 250H223V252ZM241 252H242V250H241ZM201 255H202V253H201ZM235 255L233 256V259L235 258L234 260H236V258H238V257H235ZM181 256H183V254ZM258 256L260 258H258ZM170 257L171 256H169L168 258H170ZM203 257L204 256H202L201 258H199V256H198V258L195 257L194 260H195L196 264L197 263L198 264H210L209 258L206 256L207 258L205 259V257H204V260H203ZM177 258H178V262H179L180 258L179 257H177ZM184 258H185V256H184ZM183 259H181V260H183ZM246 259H245V262L246 261L248 262V260H246ZM189 260L190 259H187V261H189ZM206 260H207V262H205ZM215 260L219 261L220 259H218L216 257ZM174 263H176V261ZM87 264H90V263L88 262ZM245 264H248V263H245Z\"/></svg>",
  "mask_w": 264,
  "mask_h": 264
}]
</instances>
